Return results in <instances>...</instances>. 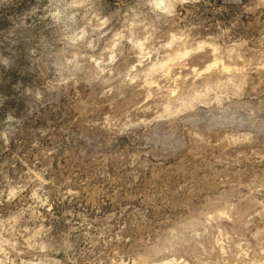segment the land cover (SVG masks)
<instances>
[{
    "label": "clouds",
    "instance_id": "clouds-1",
    "mask_svg": "<svg viewBox=\"0 0 264 264\" xmlns=\"http://www.w3.org/2000/svg\"><path fill=\"white\" fill-rule=\"evenodd\" d=\"M207 3L30 10L33 111L60 119L4 118L26 151L0 166V264H264V0Z\"/></svg>",
    "mask_w": 264,
    "mask_h": 264
},
{
    "label": "rangeland",
    "instance_id": "rangeland-1",
    "mask_svg": "<svg viewBox=\"0 0 264 264\" xmlns=\"http://www.w3.org/2000/svg\"><path fill=\"white\" fill-rule=\"evenodd\" d=\"M39 0H0V132L11 133L4 123L5 117L20 121L24 132L31 138H39V133L46 127H58L60 113L47 107L33 111L35 107L31 92L39 83L37 66L33 63L30 50L34 46V35L39 30L29 17L32 8L38 6ZM222 6V0H208L202 4L198 15L216 20H227L229 13H216ZM26 151V136L17 135L3 151L0 144V166L11 174L9 159L13 153L21 157ZM20 170L16 163V171ZM75 204L59 205L54 208L57 216L63 211L75 209ZM59 226V225H58Z\"/></svg>",
    "mask_w": 264,
    "mask_h": 264
}]
</instances>
